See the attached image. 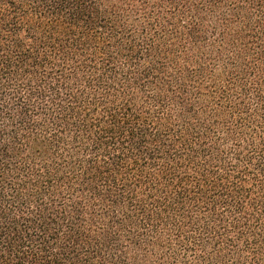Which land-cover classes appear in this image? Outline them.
Listing matches in <instances>:
<instances>
[{
  "label": "trees",
  "instance_id": "obj_1",
  "mask_svg": "<svg viewBox=\"0 0 264 264\" xmlns=\"http://www.w3.org/2000/svg\"><path fill=\"white\" fill-rule=\"evenodd\" d=\"M0 264H264V0H0Z\"/></svg>",
  "mask_w": 264,
  "mask_h": 264
}]
</instances>
